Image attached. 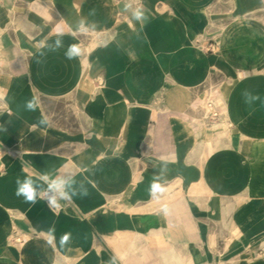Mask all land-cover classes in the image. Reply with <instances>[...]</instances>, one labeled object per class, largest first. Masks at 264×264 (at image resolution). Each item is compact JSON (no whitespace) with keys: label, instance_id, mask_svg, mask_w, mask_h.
<instances>
[{"label":"crops","instance_id":"obj_1","mask_svg":"<svg viewBox=\"0 0 264 264\" xmlns=\"http://www.w3.org/2000/svg\"><path fill=\"white\" fill-rule=\"evenodd\" d=\"M263 10L0 0V264H264Z\"/></svg>","mask_w":264,"mask_h":264},{"label":"clouds","instance_id":"obj_2","mask_svg":"<svg viewBox=\"0 0 264 264\" xmlns=\"http://www.w3.org/2000/svg\"><path fill=\"white\" fill-rule=\"evenodd\" d=\"M139 18V17H138ZM58 34L59 33V30ZM61 42L58 41V46L60 45ZM81 54L80 48L75 45H69L66 53H65V58L68 60H72L75 58H78ZM38 64L41 63V61H37ZM25 109L27 111L34 112L36 109L39 107V102L38 100L34 97L30 100H27L24 105ZM50 121L45 117L39 120L40 125H49ZM17 188L15 195L17 197H23L24 201L26 203L30 204H35L37 203L38 197H39V189L38 186L34 185V183L25 178L23 182L21 181L20 178H17L16 180ZM47 191L49 193H53L52 195H49L46 199V203L50 208H56L60 207V200L68 198V194L64 191V186L59 180H53L52 183L48 185ZM163 191L162 187L158 183H153L150 186L149 189V194L151 196H154L157 192ZM71 195H79V196H86L88 195L87 190H84L80 193H72ZM71 236V233H64L61 236V242L66 243L68 238ZM107 264H115V259H110Z\"/></svg>","mask_w":264,"mask_h":264},{"label":"rangeland","instance_id":"obj_3","mask_svg":"<svg viewBox=\"0 0 264 264\" xmlns=\"http://www.w3.org/2000/svg\"><path fill=\"white\" fill-rule=\"evenodd\" d=\"M263 15H264V10H263Z\"/></svg>","mask_w":264,"mask_h":264}]
</instances>
